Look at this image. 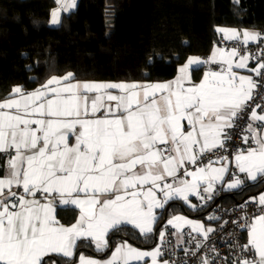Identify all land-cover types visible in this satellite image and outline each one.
Segmentation results:
<instances>
[{"label":"snow or ice","instance_id":"1","mask_svg":"<svg viewBox=\"0 0 264 264\" xmlns=\"http://www.w3.org/2000/svg\"><path fill=\"white\" fill-rule=\"evenodd\" d=\"M54 2L58 7L50 11V23L58 25L62 12L74 9L76 0ZM218 31L231 32L229 38L240 35L235 29ZM242 35L243 44L264 43V34L244 30ZM238 55L236 48L220 52L225 67L206 72L199 84L189 87L184 86L191 79L189 69L197 70L209 61L189 57L179 68L180 75L164 83L72 82L75 74L68 72L51 76L31 92L22 85L13 86L0 101V155L8 157L0 176V264H42L48 253L72 257L77 242L85 238L101 250L108 246L110 230L128 224L147 238L154 232L155 210L163 209L169 201L188 202L190 194L211 200L215 183L224 179L228 168L213 167L217 161L212 159L195 171L185 166L225 149L249 102L255 99L259 82L233 70L247 68L250 54L239 55L234 64ZM215 57L214 52L210 61L215 62ZM250 71L264 77V51ZM111 90L119 94L113 95ZM104 98L115 105L105 107L101 103ZM259 108L260 104L252 108L243 129L244 143L252 146L234 156L239 173L252 181L264 177V115L257 114ZM101 109L103 114L97 115ZM70 137H75V143H70ZM217 159L222 164L227 157ZM181 169L190 180L180 177ZM232 175L235 178L226 189L244 184ZM169 177L178 183L167 182ZM201 185L207 196L198 192ZM13 187L23 192L13 191ZM157 193H162V199ZM41 194L44 202L36 199ZM105 195L111 198L102 199ZM250 200L256 202L257 198ZM55 205L78 206L76 223L61 224ZM257 210L260 214L251 222L245 219L237 225L248 229V241L238 245L241 258L228 264H264V193L258 197ZM181 220L192 225V231H202L204 239L214 231L180 216L167 224L180 228L176 222ZM164 237L161 231V241ZM200 247L197 243V249ZM162 255L160 245L141 251L124 241L110 259L98 261L81 255L79 264H128L130 259L140 261L149 256L152 264H158ZM161 264L171 262L163 260ZM202 264L214 261L205 257Z\"/></svg>","mask_w":264,"mask_h":264},{"label":"trees","instance_id":"2","mask_svg":"<svg viewBox=\"0 0 264 264\" xmlns=\"http://www.w3.org/2000/svg\"><path fill=\"white\" fill-rule=\"evenodd\" d=\"M56 6L54 0H0V101L15 85L30 91L68 72L75 80L167 81L189 57L210 54L219 38L217 27L264 31V0H78L58 26H51L50 11ZM202 71H193L194 80ZM262 190L264 178L216 197L207 210L195 213L206 218L217 205L229 207ZM177 212L193 213L174 202L168 214ZM58 217L72 223L77 210L59 208ZM164 222L165 216L147 238L132 227L116 229L110 246L123 239L155 246ZM90 251L95 252L80 243L76 257ZM55 259L62 264L75 260Z\"/></svg>","mask_w":264,"mask_h":264},{"label":"built area","instance_id":"3","mask_svg":"<svg viewBox=\"0 0 264 264\" xmlns=\"http://www.w3.org/2000/svg\"><path fill=\"white\" fill-rule=\"evenodd\" d=\"M218 45L224 49L236 48L242 54H250V58L253 62L257 63L261 57L262 51H264V43L260 41L243 44V41L238 39H221L217 41ZM207 69L220 71L222 66L220 64L209 63L206 66ZM253 79L258 81L260 86L254 90L253 101L249 102V108L242 115L241 121L238 122V127L233 133V139L226 145L225 149L214 150L212 153L207 154L202 159H199L197 164H190L192 168L204 167L207 165L208 160H216V163H221L218 157H227L223 162H231L235 154L242 149H246L251 144H245L242 136L246 134L243 129L247 127L249 123V117L252 108L256 104H260L261 108L256 111L264 112V77L253 76ZM90 105V103H89ZM254 125H260L255 124ZM183 176V170L181 172ZM18 192H23V189H17ZM220 194V190L211 194V200H201L198 196L197 210H207L211 202ZM201 196H207L203 190L200 191ZM43 197V195H38ZM250 198H257L256 196ZM250 198L245 201L225 207L222 204L217 205L213 209V214L219 220V226L209 234L207 239H204L202 235L193 233L184 234L182 238H179L177 230L168 225H164L165 232L164 240L159 239L157 245L161 246L164 260H168L171 264H202L205 257L209 261H214V264H228L229 261L239 260L241 258V252L238 245L246 244L245 234L248 229H241L237 225L244 223L245 219L251 222L254 215H259L258 199L256 202H252ZM244 206L241 208V206ZM245 212L247 217L245 218ZM197 243L201 245L197 249ZM195 253V255H193Z\"/></svg>","mask_w":264,"mask_h":264},{"label":"crops","instance_id":"4","mask_svg":"<svg viewBox=\"0 0 264 264\" xmlns=\"http://www.w3.org/2000/svg\"><path fill=\"white\" fill-rule=\"evenodd\" d=\"M77 1L76 0V5H77ZM73 10V9H71ZM70 10V11H71ZM70 11L66 12V13H69ZM65 13V12H63ZM62 13V14H63ZM218 29H228V30H232V29H235L237 30L240 35L236 38H229L231 36V32H228L227 34L225 32H222V31H218ZM244 30H248L250 32H257V33H261V34H264V31H258V30H254V29H247V28H235V27H227V26H219L217 27V32H218V35H219V38L218 40H221V39H226V40H229V39H238V40H241L243 41V31ZM251 42H256V41H250L249 43ZM231 49L233 48H229V49H224L222 47H220L218 45V43L216 42L212 48V51L210 52L209 55L207 56H200L199 58L204 60V61H209L208 63H204V64H201L198 68L200 67H203V71H202V75H201V78L198 79V80H194L193 78V70L190 68L189 69V74H190V81H185L184 82V86L185 87H189L191 86V84H199L201 82V80L203 79L204 77V74L208 71H215V70H211V69H207L206 66L209 64V63H212V64H220L222 66V68L225 67V65L221 62V56H220V52H224V53H227L228 51H230ZM238 50V49H237ZM216 53V57H215V62H211L210 61V58L213 56V53ZM239 55H246V54H242L238 51ZM239 55L237 57H234L233 58V61H234V64L236 62H238L239 60ZM197 57V56H196ZM248 67L247 68H244V69H237L234 67V71L238 74V75H245V76H248V75H251L252 77L255 75V73L251 72L250 69L252 68H255L257 66V63L253 62L251 60V58L248 60ZM185 64V63H184ZM184 64L180 65L179 68L181 66H183ZM179 70V69H178ZM180 75L179 71L176 75L175 78L173 79H170V80H167V81H152V82H148V81H140L138 83H164V82H169V81H174L177 76ZM60 77V76H58ZM76 81H80V82H114V83H118V82H127V83H131L130 81H96V80H74L72 82H76ZM40 87V86H38ZM36 87V88H38ZM36 88H34L33 90H35ZM33 90H30V91H26V92H31ZM111 94L113 95H118L119 94V91L118 90H111ZM96 94L93 93V94H89L90 96V99H89V103H91V98L94 97ZM2 101V100H1ZM102 104L105 105V107L111 105V106H114L115 105V102L114 101H108L106 98H104L102 101H101ZM104 112V109H101V112L98 113L97 115H102ZM257 114L258 115H264V112H260V111H257ZM255 124H260L261 122L259 121H253ZM185 124V127L187 129V122L185 121L184 122ZM33 127H35V125H33ZM70 143H75V137H70ZM8 159V157L6 155H0V176H2L6 170V166H5V161ZM191 163H188L185 167H187L188 170L190 171H195L196 168H192ZM221 166H226L228 168V173L225 174V177L222 181H217L214 185V191L213 193L217 192L218 190H220V194H219V197L222 198L224 195L226 194H234L240 190H242L246 185L248 184H255L257 183L258 181H260L262 178L264 177H258L257 181H252L250 179H247L246 178V174L245 173H239V170L237 169L236 167V163H235V160L233 158V160L231 162H223L222 164L221 163H215L213 165V167H221ZM183 169H181L180 171V177L181 178H184V179H191V177H182L181 176V172H182ZM233 173L236 174V176H238L241 180L244 181V184L239 187V188H236V189H226V184L230 181H232L235 177L232 175ZM167 182L169 183H178V181H173L172 178H168L167 179ZM203 186L204 185H201V187L198 189V192L200 193L201 190H203ZM13 191H16L17 188L13 187L12 189ZM212 193V194H213ZM261 193H264V190H262V192H260L259 194L256 195L257 199L259 197V195ZM4 195L6 196L7 195V189L5 190L4 192ZM157 196L158 198H161L162 199V193H157ZM218 197V196H217ZM105 198H111L110 195H105L102 197V199H105ZM37 200H40L41 202H44V199L43 197H39L37 196L36 197ZM174 202H181L184 206H186L187 208H189V210H191L193 213L192 214H187V213H184V212H177V213H173V214H168V209L171 207L172 203ZM192 205H195V207H192ZM56 206V218L60 221L61 224L65 225V226H69L73 223H76V221L78 220L79 216H80V209L78 206H72V205H69V206H61V205H55ZM197 207H198V196L195 195V194H190L189 195V201L188 202H185V201H182V200H171L169 201L165 207L163 209H156V215H157V220L155 221L153 227H154V232L156 231L157 227H158V224L160 223V221L162 220V218L165 216V222L163 224V226L160 228V231H159V234H158V241L160 239V232L161 231H164L163 227L164 225H168L167 224V221L169 219H173L174 217L176 216H180V217H183V218H186L187 220H190L192 221L194 224H198L200 226H202V229H207L209 227L213 228L214 230L219 226V220L218 219H212L210 220L209 217H215V215L213 213H210L209 215L205 217H201L199 216L198 214H196V210H197ZM59 208H75L77 210V217L76 219L72 222V223H64L62 222L59 217H58V209ZM176 223H179L181 225L180 228H177L175 227V224L173 225H168L170 227H173L174 229L177 230V233H178V236L179 238H182L184 234H187V233H193V234H197V235H202V231L201 232H194L192 231V225L190 224H185L183 220L181 221H177ZM124 227H132L133 229L137 230L139 232V229L135 228L134 226L128 224L126 226H122L120 228H124ZM119 229V228H118ZM114 232L112 230L109 231V233L107 234V237L106 239L108 240V246L101 249V250H97V248L95 247V243L92 242L90 240V238H85V239H82V240H79L77 242V247L75 248L74 250V255L72 257H64L62 254H57V253H48L45 257L42 258V264H62L61 262H59L57 259H55V257H62V258H66V259H73L75 258L74 262L71 263V264H79V260H80V256L83 255L85 257V259H96L98 261H105V260H108L111 258L112 256V253L115 251V248L118 246V245H121L124 241H127L128 245L132 246L133 248H136V249H139L141 251H152L153 249H155L157 247V244L155 246H151L149 248H144V247H140V246H137L133 243H131L129 240H126V239H123V240H120L118 241L114 246H110V235L111 233ZM153 232V233H154ZM245 241L247 242L248 241V231L246 232L245 234ZM84 244V248L86 247H92L93 250L95 251L94 253H92L91 251L89 253H85V252H82L80 253L79 256L76 257V251H77V248L79 246V244ZM108 251V253L106 255H103L102 253L103 252H106ZM97 252V254H96ZM163 257L160 256L157 258V261H158V264H161V262L163 261ZM128 264H152V259L151 257H145L143 260H140V261H137V260H132L130 259Z\"/></svg>","mask_w":264,"mask_h":264},{"label":"rangeland","instance_id":"5","mask_svg":"<svg viewBox=\"0 0 264 264\" xmlns=\"http://www.w3.org/2000/svg\"><path fill=\"white\" fill-rule=\"evenodd\" d=\"M57 7H58V5H57L55 8H57ZM62 13H63V12H62ZM50 25H51V26H58L59 24H58V25H53V24L50 23Z\"/></svg>","mask_w":264,"mask_h":264},{"label":"bare ground","instance_id":"6","mask_svg":"<svg viewBox=\"0 0 264 264\" xmlns=\"http://www.w3.org/2000/svg\"><path fill=\"white\" fill-rule=\"evenodd\" d=\"M218 41V40H217Z\"/></svg>","mask_w":264,"mask_h":264},{"label":"water","instance_id":"7","mask_svg":"<svg viewBox=\"0 0 264 264\" xmlns=\"http://www.w3.org/2000/svg\"><path fill=\"white\" fill-rule=\"evenodd\" d=\"M116 95V94H115Z\"/></svg>","mask_w":264,"mask_h":264}]
</instances>
